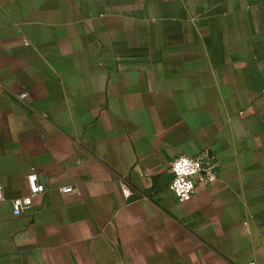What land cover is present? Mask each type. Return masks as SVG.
Listing matches in <instances>:
<instances>
[{
  "label": "crops",
  "instance_id": "0c3cea01",
  "mask_svg": "<svg viewBox=\"0 0 264 264\" xmlns=\"http://www.w3.org/2000/svg\"><path fill=\"white\" fill-rule=\"evenodd\" d=\"M0 187V264H264V0H0Z\"/></svg>",
  "mask_w": 264,
  "mask_h": 264
},
{
  "label": "built area",
  "instance_id": "2783aa9c",
  "mask_svg": "<svg viewBox=\"0 0 264 264\" xmlns=\"http://www.w3.org/2000/svg\"><path fill=\"white\" fill-rule=\"evenodd\" d=\"M26 96V93H21L18 95V98L23 99ZM186 158L190 162L198 163L199 169L197 170L195 175H188L183 177V181H190L192 183V189L188 192V199L182 200L181 197H178L175 191L172 189V184L178 177L176 171H174V165L181 160V158ZM220 165V161L216 155H214L208 148L202 149L198 154L194 156H186V155H178L176 156L169 165L168 174L170 175V179L168 181V189L173 194L175 199L179 202H185L191 199L193 196L197 182H201L203 184H209L214 182L217 179L218 168ZM31 177H35L34 180L30 179ZM27 184L29 189V194L24 197H18L12 200V213L14 215H18L21 213L22 209L29 207L32 205V199L34 196L44 192L45 188L42 183L39 182L38 177L35 172H30L27 177ZM118 185L121 189L123 197L128 199L131 196H135L136 198L139 196L134 187L124 178H118ZM64 189H71L72 187L67 186L61 188L62 192H70L63 191ZM126 193H130V195H126ZM0 200H2V191L0 187ZM246 264H254L252 262Z\"/></svg>",
  "mask_w": 264,
  "mask_h": 264
},
{
  "label": "clouds",
  "instance_id": "9594fccd",
  "mask_svg": "<svg viewBox=\"0 0 264 264\" xmlns=\"http://www.w3.org/2000/svg\"><path fill=\"white\" fill-rule=\"evenodd\" d=\"M198 169V163L190 162L183 157L174 165V171H176L180 179H177L173 182L172 189L175 191L178 197L182 198V200H187L189 198L188 192L191 191L193 187L190 181H183V177L188 175H195ZM30 179L34 180L35 177H31ZM63 191H71V189H64ZM126 195H130V193H126Z\"/></svg>",
  "mask_w": 264,
  "mask_h": 264
},
{
  "label": "water",
  "instance_id": "95a60500",
  "mask_svg": "<svg viewBox=\"0 0 264 264\" xmlns=\"http://www.w3.org/2000/svg\"><path fill=\"white\" fill-rule=\"evenodd\" d=\"M169 179H170V175L168 174L167 177L165 178V180H166L165 182L168 183ZM134 199H136V197L135 196H131V197L128 198V201L134 200Z\"/></svg>",
  "mask_w": 264,
  "mask_h": 264
}]
</instances>
